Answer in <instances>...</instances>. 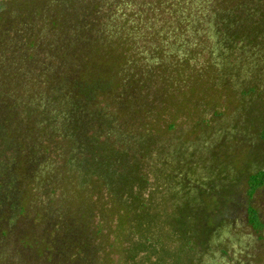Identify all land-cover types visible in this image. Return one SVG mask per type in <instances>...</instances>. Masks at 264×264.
<instances>
[{
	"label": "rangeland",
	"instance_id": "374dc122",
	"mask_svg": "<svg viewBox=\"0 0 264 264\" xmlns=\"http://www.w3.org/2000/svg\"><path fill=\"white\" fill-rule=\"evenodd\" d=\"M262 168L264 0H0V264H264Z\"/></svg>",
	"mask_w": 264,
	"mask_h": 264
},
{
	"label": "trees",
	"instance_id": "16d2710c",
	"mask_svg": "<svg viewBox=\"0 0 264 264\" xmlns=\"http://www.w3.org/2000/svg\"><path fill=\"white\" fill-rule=\"evenodd\" d=\"M84 43H85V41L82 44L84 46H86ZM59 46H61V45L58 44V47ZM85 50L83 49V53L80 54V56L86 58L85 61H86V63H88V65L85 67V69H82L80 71V75L74 81H71L70 84H68V83H61L60 84V88L67 87L68 90H71L72 87L73 88L76 87V94L75 95L78 96L80 100H82L79 102H83L85 100L90 101L88 97H90L91 94H96L97 92L99 93L103 89L104 90L106 89L105 87L102 86V84L100 87H97L95 83H97L98 78L102 79V81H103V74L105 72L106 73L108 72V71H103V70L99 69L97 66H94L93 63H98L99 65L102 66L101 60L90 63L91 55H92V58H95L94 55L96 56L95 53L99 52L98 51L99 48H96V46L91 44L89 46V48H87ZM65 54L67 55L66 52L61 51V53H59L57 56H59L61 60L66 61L67 56ZM107 58H108V56L103 57V59H107ZM107 80H108V78L104 79V81H107ZM107 83H108V81H107ZM55 92L58 93V91H56V88L53 90V93L57 94ZM68 97H70V98H68ZM70 99H71L70 95L66 96V100L65 99H64V101L62 100V104L65 106L66 110H68L70 108V111H73V113L75 112V115L77 116V112L75 111V108L72 109V107H74V103H70ZM102 114H101V112H98L97 110H92V114H90V117H91V121L92 122L94 121L93 124L94 123L97 124L98 120H103ZM99 116H101V117H99ZM95 118H97L98 120L96 121ZM89 127H91V126H89ZM89 130L90 129L84 124L82 119L79 120L78 117H77V119L71 118V117H69V113H68V115L66 117V128L64 129V134L70 135L68 137L69 142H70L69 147H73L75 145L74 143H77V145H78L79 143L84 142L82 146L80 145L81 147H86V148H88V150H92V151L97 150L99 148V146H101L103 144V141H101V143H99V144H96L98 142L97 139L99 136H101V134H99V132H97V131H94L92 133L93 135L99 134V136L97 138H94L93 135L88 136ZM67 131H69V132L67 133ZM71 131H72V134L70 133ZM112 151H114V148L112 149ZM247 181H248V186H249L248 194L250 196H252L260 187H262L264 185V168L259 169L256 172L249 174L247 177ZM123 185L126 187L127 186L131 187V185H133V184L126 180L125 184H123ZM110 188H111L110 189L111 192L115 188H117L119 191L118 186L116 187L113 184H111ZM216 201H218V200H216ZM216 201L214 200V202H216ZM248 213H249L250 224L255 229H261L263 227V223L261 221V217H260L259 212L255 208H253L252 206H249L248 207ZM206 214L210 218L209 212H207ZM200 218L201 217H194V220H196V222H198L197 220H200ZM198 232H199V230L197 231L196 235L198 234ZM193 233H195V232H193ZM196 247L198 248L199 245H196ZM193 249L195 250V247Z\"/></svg>",
	"mask_w": 264,
	"mask_h": 264
}]
</instances>
